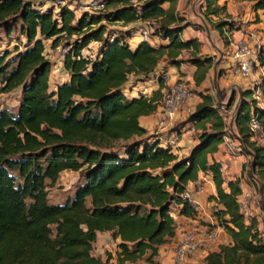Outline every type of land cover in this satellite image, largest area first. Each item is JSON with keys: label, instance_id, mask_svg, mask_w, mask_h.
Listing matches in <instances>:
<instances>
[{"label": "trees", "instance_id": "trees-1", "mask_svg": "<svg viewBox=\"0 0 264 264\" xmlns=\"http://www.w3.org/2000/svg\"><path fill=\"white\" fill-rule=\"evenodd\" d=\"M175 1L148 0L138 8L130 0H108L115 5L111 12L77 16L67 5L55 14L45 0H0V27L10 35L21 24L28 42L26 50L10 59L12 52H0V91L22 89L16 113L0 103V264H139L146 255L140 264H162L157 259L161 247L177 236V220L170 211L178 207L181 216L193 217L182 194L202 172L215 182L217 193L209 197L218 207L213 214L232 240L208 250L204 263L264 264L260 221L246 223L240 211V179L226 182L220 163L209 159L226 135L239 139L264 197V146L252 139L249 129L252 115L264 126V107L253 97L254 90L242 91L234 134L214 96L199 92L202 102L184 123L204 122V128L182 158L171 145L152 141L140 123L141 116L161 105L164 77L150 96L129 98L124 91L130 75L150 76L165 55L174 66H197L196 86L215 64L214 57L199 54L197 39L184 41L183 27L172 26ZM248 1L256 12L264 10V0ZM167 2L171 5L165 9ZM219 2L205 0L204 16L229 46L227 33L240 26L227 11V2ZM150 18H161L155 32L168 44L155 47L142 41L133 49L132 29L109 35L108 24ZM75 34L78 38L72 39ZM63 36L71 46L64 61L70 79L51 90L53 64L43 39H52L56 47ZM92 41L100 44L96 58H78ZM186 49H191L190 56L180 58ZM259 61L264 66V47ZM135 136L142 138L124 145L123 156L115 143ZM67 170L79 172L83 180L65 202L52 203L48 181L56 184ZM100 233L119 240L117 262L112 253L106 260L93 254Z\"/></svg>", "mask_w": 264, "mask_h": 264}, {"label": "crops", "instance_id": "crops-1", "mask_svg": "<svg viewBox=\"0 0 264 264\" xmlns=\"http://www.w3.org/2000/svg\"><path fill=\"white\" fill-rule=\"evenodd\" d=\"M237 1L246 2L248 0H220V4H224L227 2V11L234 17L235 20L238 21L240 28L236 29L232 32L233 34V42L229 46H226L224 43L223 38L220 35V32L216 30L211 23H209L204 16V5L205 0H176L174 2V11L176 16V21L172 23V26H182L183 31L181 33V37L184 41L197 39L200 43V55H207L212 56L215 58V64L209 70L207 74V78L203 82L201 86H196L194 75L197 70V66L185 62L182 63L181 66H174L172 63L169 62L167 59V55L163 57V59L159 62L158 67L156 68L155 73H162L165 72V76L168 75L170 77L169 81H165V85H171L178 79H187L189 84L196 87L198 92H204L208 94H212V89H215L217 93L221 91H225L228 88H237L238 91L242 92L244 90L252 89L255 90L257 85H259L262 81H264V66L256 65L254 68L253 73L250 77L246 78L240 75L233 73L232 67L235 64V58L233 55L235 43L240 41L244 37V32H247L251 29H256L259 32V43L262 47H264V10H259L256 12L253 8L246 12H240L238 9ZM168 3V2H167ZM170 3H168L165 9L170 7ZM200 7V10H198ZM217 19V17H215ZM115 23H123L121 21ZM113 23V24H115ZM126 30L132 29L133 34L130 40H135L138 38L135 43H130L132 48L135 49L142 41V37L139 33V26L143 24L141 21L137 22H130L125 24ZM152 46L158 47L161 44H168L169 40L164 39L163 37H159V39H154L149 42ZM256 47V46H255ZM191 50V49H190ZM190 50L186 49L183 50L182 55L180 58H188L190 56ZM221 69H226V73L224 76L215 77L214 88L210 85V80L213 77V74L220 71ZM158 82L153 85V88L149 93H145V95H152V93L157 90L160 86ZM166 86L163 88V92H165ZM207 90V91H206ZM206 91V92H205ZM215 98V97H214ZM202 102V97L199 94H195L192 98H190L187 103L183 106L180 117L182 118L183 122L178 127H171L172 134L169 139H162V144L166 146L167 142L171 140L173 137V133L175 131H180L182 136L180 141L177 145L174 146V153L179 156V158L186 157L191 152L192 148L199 142L200 134L204 128V122L201 123H184L187 117L193 113L198 104ZM264 107V105H263ZM161 108H159L152 114L141 116L140 123L141 125L148 130L149 135L159 134L160 132L169 131V129L163 130L159 128L158 121L160 117ZM207 126H210L209 121L206 122ZM142 138V137H141ZM166 142V143H164ZM231 150L228 149V146L222 142L218 145V148L215 152L209 154V159L211 161L216 160H226L227 166L224 169V176L226 179L236 180L240 179V185L242 188L248 186L247 176L246 173L243 171V161H244V154L230 156ZM248 156V155H247ZM246 156V157H247ZM250 158V173L252 174V165H251V157ZM230 160V163L228 161ZM202 173L200 174V177ZM199 177V178H200ZM194 183L191 182L188 187H193ZM253 184V183H252ZM256 188L258 189V184H255ZM217 193L215 182L211 175L206 176V192L201 195V199L207 204L208 210L212 211V207H214L215 201L210 200L209 197L211 195H215ZM262 194L260 192L259 197L255 200V210L259 216V219H262L264 222V200L261 199ZM262 200L260 202L259 200ZM208 221V219H207ZM210 222H212L210 220ZM215 222V221H214ZM216 224V222H215ZM220 230L224 232L223 238L221 243L229 244L232 242L231 237L225 232V230L219 226ZM101 233L99 234V236ZM177 236H178V229H177ZM177 236L174 238L176 239ZM180 236V234H179ZM179 238V237H178ZM177 238V239H178ZM113 239V238H112ZM176 239V240H177ZM115 240L113 239V242ZM117 242L119 240H116ZM169 244L164 246L165 253H162V249L160 250V257H163L162 264H172V252H169ZM175 242L172 244V248ZM210 249V250H216ZM208 251V250H207ZM207 251H202L204 255H206ZM203 255V256H204Z\"/></svg>", "mask_w": 264, "mask_h": 264}, {"label": "built area", "instance_id": "built-area-1", "mask_svg": "<svg viewBox=\"0 0 264 264\" xmlns=\"http://www.w3.org/2000/svg\"><path fill=\"white\" fill-rule=\"evenodd\" d=\"M146 1L147 0H130L131 4L138 8H141V5H143ZM56 4L60 10V7L66 5V0H57ZM108 5V0H90L85 5L81 6L79 10V16H81L84 12H88L90 14H104L108 11ZM141 22H143V26L140 28L139 33L143 41L151 42L152 40L159 39V37H161L160 35L156 34V27L150 21L145 20ZM227 35L232 44V32H228ZM259 37V32L256 29H251L247 32H244V37L235 43L233 52L235 58V64L232 67L233 73L248 78L253 73L255 66L261 65L259 61V53L263 47L259 43ZM95 44L99 43L97 41H92L87 46H85L81 50L80 56L78 58L83 57L95 59L99 51V45L96 46ZM59 47L60 45L54 48L59 49ZM70 48L71 46L69 45L67 53L69 52ZM164 78L165 81L170 80L168 75H166ZM263 88L264 81L257 85L253 94V97L257 100L258 105L261 107L264 105ZM193 96H195V93L187 79H178L171 85H166L164 97L160 105L161 112L158 121L159 128L163 130L168 129L169 126H171L173 122L178 119L183 106ZM249 129L252 133V139L264 146V126L257 115L251 116L249 121ZM181 136L182 134L180 131H175L173 133V137L171 140H169V144L174 148V146L180 141ZM223 142L228 146V149L231 150V153L234 156L243 153L241 141L236 144L230 138V135H226ZM236 150L239 151V154H237ZM124 156H126V154ZM218 162L220 163L221 171L224 172V169L227 166L226 160H220ZM136 164L139 163L137 162ZM251 175L253 186L242 188V193L238 196V202L240 211L243 214L246 223H250L254 219H258L260 221L258 224V235L264 240V222L262 219H259V216L255 210V200L260 195L255 185V183L257 184L258 181L253 173V170ZM206 176L207 175L202 172V176L198 181H196V183H194V186L192 188H186L182 194V198L187 204L191 206L194 213L193 218L201 219L206 215L210 218L212 224L215 222L218 224V221L213 214L214 211L218 210L216 204H214V207H212V211H209L210 209H207V204L201 199V195L206 192ZM229 180L230 179L225 178L226 182ZM177 209L178 207H173L170 211V215L176 220L179 216H181ZM217 238V232L212 230L209 225L186 231L175 241V244L172 248V264L190 263L193 258L201 251L212 249L214 243L217 241Z\"/></svg>", "mask_w": 264, "mask_h": 264}, {"label": "rangeland", "instance_id": "rangeland-1", "mask_svg": "<svg viewBox=\"0 0 264 264\" xmlns=\"http://www.w3.org/2000/svg\"><path fill=\"white\" fill-rule=\"evenodd\" d=\"M47 1V5L45 7L51 6L54 9L55 14L58 13V5L57 0H45ZM88 1L90 0H66V5H68L71 9L74 10L77 16H79V10L81 6L85 5ZM148 1V0H147ZM238 3L240 2L241 4H238V9L240 12H243L246 10L249 11L253 8V3L251 1H237ZM142 6V5H141ZM168 3L163 4V7H167ZM250 8V9H249ZM115 9L114 4H109L108 5V12H111L112 10ZM249 9V10H248ZM198 10H200V7H198ZM250 12V11H249ZM104 13V14H105ZM221 17L224 16V13L220 14ZM148 21H150L155 27L161 25V18H150ZM75 23V22H74ZM143 26L141 24L138 28ZM108 32H110V37H113L116 33L120 31L126 30L125 25L123 23H115V24H108ZM138 30V31H139ZM89 30H84L83 32H86ZM82 32V33H83ZM81 33V34H82ZM79 34H75L72 39L78 38ZM138 38H135V40H130V43H135ZM44 44H45V53L47 55V58L52 62V70L50 73V89L51 90H56L58 88V85L61 83H64L65 81H68L70 79V73L65 69L64 67V60L68 51V46H69V38L67 36H63L60 40V47L59 49H55L52 47V39H43ZM96 46L100 44H95ZM94 45V46H95ZM28 47V42L27 38L23 35L22 33V26L21 24L16 25L10 35H7L6 31L0 27V52H6L10 51L12 54L8 57L9 59L17 53V51H24ZM187 59V58H184ZM226 73V69H221L220 71L216 72L213 74V77L210 80V85L212 88L215 86L214 78L215 77H221L224 76ZM165 77V72L162 73H153L150 76L146 77L144 75L141 76H135V75H130L129 76V81L125 84L124 86V91L128 95L129 98L133 97H140L141 95H145V93H149L151 89L153 88V85H155L158 81V78ZM160 80V79H159ZM165 80V78H164ZM0 87H2L1 83V75H0ZM192 90L194 91L195 94H199V92L196 90L195 86L191 85ZM212 95L215 97V102L216 104H219L221 106V112L223 113L225 120L228 124V130L231 133L236 132V125H235V115H236V110H237V105L239 101V91L237 88H228L225 91H221L217 93L215 89H212ZM207 91V90H206ZM205 91V92H206ZM22 98V89L18 88L12 92H1L0 91V103L2 107H8L11 110H13L15 113L18 110V106L20 104ZM235 98V101H234ZM232 105V106H231ZM183 122L182 118L179 116L178 119H176L171 126H169V131L166 132H160L159 134H155L152 136L151 140H159L163 141L162 139H169L172 130H170L171 127H178L180 124ZM230 138L233 140L234 143L238 144L240 140H238L236 137ZM141 139L140 136H135L133 139L130 141L126 140H119L115 143L116 149H118L122 155H125L124 152V145H126L129 142H132L134 140H139ZM166 143V142H164ZM167 145H170L169 142L166 143ZM237 154H239V151L236 150ZM241 154H244L245 157L243 158L244 161L243 163V171L246 173L247 176V182L248 186L252 187V177L250 176V158L243 152ZM240 155V154H239ZM230 156H234L230 152ZM247 156V157H246ZM185 157V156H184ZM230 163V160L228 161ZM82 174L79 172H74V171H64L59 180L56 182V184H51L50 181H48V191H49V198L50 202L52 203H63L65 200L74 195L76 192V189L78 185L82 182ZM256 184V183H255ZM247 186V187H248ZM259 197V196H258ZM257 197V198H258ZM264 200V197L262 198ZM259 200L262 202V200ZM208 209V207H207ZM208 219V221H207ZM209 225L212 230L217 232L218 238L217 241L214 243L212 249L219 248V245H221V240L223 238L224 232L219 228V225L216 223H211L210 218L208 216H204L203 218L195 219L193 217H186V216H179L177 218V229H178V237H180L183 233H185L188 230H194L197 228H201L203 226ZM180 234V236H179ZM176 238V239H177ZM176 239H173L170 244H169V252H172V244L176 241ZM117 241L113 242L112 235L111 233H101V235L98 237L97 242L94 245L93 249V254L97 257H101L103 260H106L108 258V255L112 253L114 255V259L112 260L113 262H117L115 256L116 252L118 249L117 246ZM225 244V243H224ZM165 246V245H164ZM164 246L161 247L162 253H165V248ZM160 249V250H161ZM203 252L201 251L198 253L193 260L188 263V264H205L204 263V256ZM147 256V255H146ZM146 256L139 261V264L144 261ZM157 259L163 263V257H157Z\"/></svg>", "mask_w": 264, "mask_h": 264}, {"label": "water", "instance_id": "water-1", "mask_svg": "<svg viewBox=\"0 0 264 264\" xmlns=\"http://www.w3.org/2000/svg\"><path fill=\"white\" fill-rule=\"evenodd\" d=\"M241 98H242V92L240 91L239 92V101H238V105H237V110H238V107H239V103H240ZM237 110H236V112H237ZM252 170H253V164H252ZM262 196H263V194H262Z\"/></svg>", "mask_w": 264, "mask_h": 264}]
</instances>
